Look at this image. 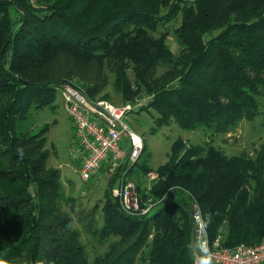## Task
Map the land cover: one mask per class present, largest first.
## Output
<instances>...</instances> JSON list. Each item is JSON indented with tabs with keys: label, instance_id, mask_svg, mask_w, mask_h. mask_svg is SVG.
<instances>
[{
	"label": "trees",
	"instance_id": "trees-1",
	"mask_svg": "<svg viewBox=\"0 0 264 264\" xmlns=\"http://www.w3.org/2000/svg\"><path fill=\"white\" fill-rule=\"evenodd\" d=\"M106 57L125 103L151 96L140 109L157 112L155 131L176 123L204 138L178 137L158 170L145 143L125 176L142 207L154 204L146 214L123 209L101 168L110 187L92 216L100 210L102 223L88 216L87 225L108 245L91 257L73 227L76 200L47 163L51 125L35 133L31 118L55 107L71 61ZM71 84L95 100L96 89ZM263 98L264 0H0V264H194L195 201L212 239L263 241L264 143L255 156L214 145L217 133L264 115Z\"/></svg>",
	"mask_w": 264,
	"mask_h": 264
},
{
	"label": "rangeland",
	"instance_id": "rangeland-1",
	"mask_svg": "<svg viewBox=\"0 0 264 264\" xmlns=\"http://www.w3.org/2000/svg\"><path fill=\"white\" fill-rule=\"evenodd\" d=\"M176 42L174 34L170 32V37L166 43L177 54L179 48ZM98 61L97 66L94 64H85V62L80 60L76 63L71 61L65 73V76L67 74L68 78L70 77L68 81L71 82L69 83L83 84L86 87L96 89L95 100L104 99L114 105H126L127 103H125L122 94L116 90V76L109 67L107 57L104 59L99 58ZM163 71L164 69H160L159 73L162 74ZM128 73L130 78L133 79L132 70H129ZM150 101L151 96H145L141 101H137L138 107L128 115L127 122L144 138L147 145L146 153L151 155L149 165L153 170H158V168L168 162L172 145L178 137H183L185 141L190 143L198 144L204 136L200 132L182 130L176 123L164 126L160 130L155 131V120L158 117L157 112L153 108L148 110L140 109L141 106L146 105ZM31 123L32 130L35 133L44 125H51L46 135L47 147L51 150L47 163L48 166L61 171L63 192H65L67 197L76 200L75 208L77 211L74 213L73 227L80 231L82 241L86 245L91 257L96 252H104L108 244H98L94 233L88 231L89 227L87 222L90 220L88 218L90 216L98 221V225L102 223L99 213L100 210L97 209L96 214L94 216L92 215L95 206L97 204L102 205L106 190L110 187L108 176L104 174L105 172H102V175L90 181H84L81 178L78 172V159L74 160L71 154V151L75 147L73 145L75 136L74 125L64 109L60 88L57 91L55 107L33 111ZM206 138L207 136H205ZM263 143L264 115L259 116L254 121L245 120L234 130L217 133L214 145L228 156H239L244 151L255 156V150ZM130 181L133 180L128 179L127 183ZM114 183L117 184V180ZM115 184L111 186V192ZM62 208L65 211H70V204L63 203Z\"/></svg>",
	"mask_w": 264,
	"mask_h": 264
},
{
	"label": "built area",
	"instance_id": "built-area-1",
	"mask_svg": "<svg viewBox=\"0 0 264 264\" xmlns=\"http://www.w3.org/2000/svg\"><path fill=\"white\" fill-rule=\"evenodd\" d=\"M64 109L71 118L75 136L72 158L78 159V172L85 181L100 175L104 166L115 176L117 184L112 195L119 198L128 213L146 214L154 204H140L136 182L126 177L128 169L141 159L144 138L127 122L135 105H114L107 100H92L71 83L60 87ZM122 169L120 175L117 170ZM151 179L156 174H150ZM193 263L194 264H264V240L257 244H239L226 247L222 237L212 239L206 227L203 212L195 201L192 204Z\"/></svg>",
	"mask_w": 264,
	"mask_h": 264
},
{
	"label": "water",
	"instance_id": "water-1",
	"mask_svg": "<svg viewBox=\"0 0 264 264\" xmlns=\"http://www.w3.org/2000/svg\"><path fill=\"white\" fill-rule=\"evenodd\" d=\"M30 189H31V192L34 194L35 192H34L33 188H30Z\"/></svg>",
	"mask_w": 264,
	"mask_h": 264
}]
</instances>
